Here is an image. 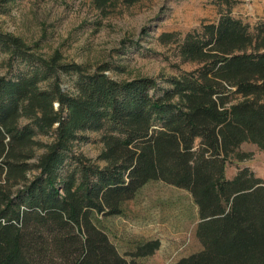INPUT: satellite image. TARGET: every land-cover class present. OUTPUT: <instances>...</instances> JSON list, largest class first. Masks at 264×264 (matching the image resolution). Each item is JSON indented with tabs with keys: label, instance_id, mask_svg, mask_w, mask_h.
<instances>
[{
	"label": "trees",
	"instance_id": "trees-1",
	"mask_svg": "<svg viewBox=\"0 0 264 264\" xmlns=\"http://www.w3.org/2000/svg\"><path fill=\"white\" fill-rule=\"evenodd\" d=\"M177 49L198 67L116 80L0 30V264H141L119 253L99 216L121 214L150 180L187 190L197 206L201 249L174 264H264V183L246 166L225 175L244 140L264 145V19L251 27L220 9ZM87 131L101 132L104 166L74 149ZM159 246L145 240L131 255Z\"/></svg>",
	"mask_w": 264,
	"mask_h": 264
},
{
	"label": "rangeland",
	"instance_id": "rangeland-1",
	"mask_svg": "<svg viewBox=\"0 0 264 264\" xmlns=\"http://www.w3.org/2000/svg\"><path fill=\"white\" fill-rule=\"evenodd\" d=\"M228 7L232 16L251 27L264 19V0H137L131 5L115 0L103 9L91 0H0V30L20 37L43 57L57 52L63 62L77 63L89 72L101 65L116 80L148 76L159 81L198 67L179 55L178 42L202 23L215 22L220 9ZM163 33L173 36L164 42ZM0 59V74L9 75L7 55ZM61 78L63 89L73 91L74 76L62 74ZM83 135L86 138L74 149L104 166L98 158L103 149L101 132ZM37 139L51 141L47 135ZM43 151L39 147L36 154ZM245 166L264 183L263 144L244 140L229 154L225 175L231 178ZM198 222L190 193L161 180L144 184L123 204L121 214L99 216V226L119 253L141 264H174L199 251ZM155 238L160 246L153 254L131 255L137 244Z\"/></svg>",
	"mask_w": 264,
	"mask_h": 264
}]
</instances>
